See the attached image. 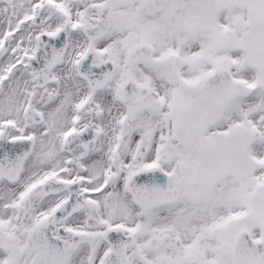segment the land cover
Returning a JSON list of instances; mask_svg holds the SVG:
<instances>
[{"label": "snow or ice", "instance_id": "obj_1", "mask_svg": "<svg viewBox=\"0 0 264 264\" xmlns=\"http://www.w3.org/2000/svg\"><path fill=\"white\" fill-rule=\"evenodd\" d=\"M0 264H264V0H0Z\"/></svg>", "mask_w": 264, "mask_h": 264}]
</instances>
